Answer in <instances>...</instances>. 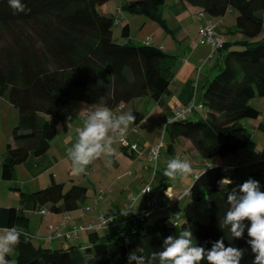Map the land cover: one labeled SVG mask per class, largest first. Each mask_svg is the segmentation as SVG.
Masks as SVG:
<instances>
[{"label":"trees","instance_id":"trees-1","mask_svg":"<svg viewBox=\"0 0 264 264\" xmlns=\"http://www.w3.org/2000/svg\"><path fill=\"white\" fill-rule=\"evenodd\" d=\"M178 1L212 19H222L237 10L235 33L244 39L225 42L218 50L223 55L217 66L220 72L203 86L202 108L183 118L175 117L165 132L172 147L179 138L188 140L204 160L235 154L252 140V133L241 122L261 117L252 101L264 98V0ZM23 2L26 11L21 13L10 8L7 0H0V98L19 113L2 164V179L7 182L15 180L16 167L32 154L41 157L50 150L60 126L67 129L61 107L85 103L115 111L138 99L158 101L170 91L174 78V62L163 49L113 41L116 20L103 10L109 0ZM165 5L166 0H128L124 9L168 29L158 14ZM122 37L130 38L129 25L124 27ZM204 111L205 120L188 119ZM131 112L136 116L134 125L144 121L139 111ZM223 178L232 181L225 186L229 191L243 184L225 169L213 166L203 170L188 190L193 202H206V223L180 213L182 223L176 228L167 224L166 212L152 224L147 222L150 216L145 212L130 214L120 231H93L84 245L39 243L30 233V219L21 209L12 207L7 227L16 226L21 231L15 264H128L133 250L143 248L145 255L162 251L164 239L184 228L192 230L194 244L206 249L224 238L225 246L243 250L241 264H252L254 254L246 243L247 231L244 238L234 239L228 226L220 228L229 208L227 193L219 186ZM17 192L22 205L31 203L38 211L44 207L48 214H60L76 211L87 199L89 189L78 185L67 189L53 180L45 189ZM245 223L250 226V221Z\"/></svg>","mask_w":264,"mask_h":264},{"label":"rangeland","instance_id":"rangeland-1","mask_svg":"<svg viewBox=\"0 0 264 264\" xmlns=\"http://www.w3.org/2000/svg\"><path fill=\"white\" fill-rule=\"evenodd\" d=\"M127 1L128 0H109L107 5L103 8L104 13L113 17L116 21H119V24L113 27V41L118 44H132L134 46L148 45L157 49H163L166 47L165 53L170 56V60L173 62L174 60H179L180 57L179 55L177 56V54H180V46L184 47L187 45L186 42H183L186 36H190L191 40H193L196 31L199 28V23L195 22V15L199 12V9L190 4L181 2V5H185L188 8V12L185 16H178L176 15L174 9L175 0H166L165 7L158 12L160 18L167 24L168 29H165L160 23L152 21L143 15L132 14L126 11L124 9V5ZM119 9H121V12H119ZM226 16L227 19H225V22L223 21L222 24L219 23L220 25L218 27V32L223 34L227 32V28L230 27V25H236L238 12L233 9L229 11ZM127 25L130 26L129 39L122 37L123 29ZM232 31V35L242 36L240 33H235V27ZM178 48L179 51H175ZM210 64L213 63L210 62ZM218 72H220L219 69H217L215 75L218 74ZM201 91L203 92L204 89ZM200 101L202 102V98ZM155 103V101L149 98H144L140 102L136 103L137 110L145 117V119L139 125H134L133 123V129L129 133L127 132V135H129V142L131 145L134 144L133 141H136L141 145H148L151 149L162 144L161 153L157 163L149 162L147 154L141 155L144 150L143 147H140V154L133 156L131 152L123 149L117 141L113 144L115 154L112 156L102 155L101 157L95 159L86 169L89 175H86L85 171L79 174H74L72 171L71 160L66 155V161L62 164L63 166H61L58 171L60 177H57L56 182L65 184L67 189L73 185L86 187L89 189L90 194L93 192L94 188L98 190L101 189L104 191V194L107 193L106 199L108 198L109 201L112 199L113 202H115V205H118L119 209L129 210L131 207V213L139 215L144 214V212H148L146 208V201L143 197H141L142 191L145 188L150 187L152 193L159 197L160 205L163 206L161 203L162 192L166 189V186L169 185L172 187L175 194L178 196L180 195L182 200L178 203L175 202L172 205L173 209H168L165 213L167 224L170 225L171 218L178 213L191 215L195 220L206 223V202L195 203L190 199V196L187 195L186 192L194 184L196 177L200 175L203 170L211 168L206 167L209 161L204 160L196 150H188L186 145L182 142H178L172 147L169 135L165 132V128L157 125L156 120L160 119L157 112H155V115H153L149 122L146 123V115L152 111ZM252 104L255 107H259L260 104H262V100L257 97L252 101ZM65 110V107L60 108L62 114H64ZM132 110H134V105L133 103H130L119 111L118 115L122 112ZM188 119L190 121L205 120V111L197 115L189 116ZM13 122L14 120L11 112L7 110H0V140L5 141L3 137L8 129L10 132H13L15 127V125L14 127H11ZM252 123H255V121L243 120L241 122V124L247 128L250 133H253L251 127ZM135 129L139 130L138 134L133 133ZM64 138V128L63 126H60L59 134L55 139V142L59 143V145H63ZM5 144L7 146L8 143L6 142ZM58 149L56 150L59 152H52L53 154H50V156L54 157L59 155L61 157L63 153L64 155L67 154V148L65 149V152ZM173 157L188 160L191 164L192 172L183 177L179 175L175 177L165 176L164 169L167 161L169 158ZM109 161H111V163H109ZM120 177L125 178L120 180ZM45 182L46 183H44V185L35 187L31 192L42 190L50 186L52 183L51 174H47ZM4 183L7 188L10 187L15 190L18 187L23 190L21 183L19 186L16 181H6ZM11 192L14 194V191ZM24 192L29 191L24 189ZM133 198H137L136 202L133 201ZM107 200L100 202V206H97L96 209H102V207L106 205L103 209L105 211L107 207ZM158 220L160 219L159 217H156V215H150L147 222L152 224ZM113 232L114 231H112V233ZM86 241V239H83L77 243L84 245L86 244ZM35 243L38 244L37 241H35ZM16 256L17 253L14 252L9 257L11 260L15 261Z\"/></svg>","mask_w":264,"mask_h":264},{"label":"crops","instance_id":"crops-1","mask_svg":"<svg viewBox=\"0 0 264 264\" xmlns=\"http://www.w3.org/2000/svg\"><path fill=\"white\" fill-rule=\"evenodd\" d=\"M175 13L178 16H185L188 12V8L185 5H181V2L175 0ZM201 11L195 15L197 23H199V28L196 31L195 37L191 40L190 36H186L183 42H186V46H180V59L174 60L173 65V81L170 86V91L164 95L160 100L155 101V105L150 113L146 116V123L149 122L150 118L155 115V112L158 113L157 125L160 127L166 128L169 122L175 119V111L182 110L186 107L193 106L194 109L198 108L202 103L200 99L202 96L203 86L208 83L215 75L217 66L220 63L223 55L220 51H212V48L207 44L200 43L199 30L206 24L207 21H211L216 27L218 31V27L220 24L225 22L227 16L222 19H212L209 16H205V18L199 17ZM106 14V13H105ZM174 14V13H173ZM220 23V24H219ZM235 26L230 25L227 28V32L225 34L220 33V36L226 43H235L236 41H242L244 39L242 36L232 35V29ZM228 34V35H227ZM226 36V37H225ZM233 36V37H232ZM182 42V43H183ZM184 44V43H183ZM182 44V45H183ZM166 51V47L163 48ZM175 50V49H174ZM175 51H179V48ZM175 53V52H174ZM213 63V64H210ZM257 98V97H256ZM262 100V104H260V108L256 107L261 111V117L258 120H254L255 123H252V140L250 144L244 148L239 150L237 153L228 155L225 157H218L211 160H208L209 163L206 167L218 166L223 169H227V173L233 177H237L239 180L244 183L245 181L251 179L257 180L260 182L263 191H264V98L258 97ZM142 99L135 100L133 102L134 109L136 108V103L140 102ZM255 102V101H254ZM91 106L85 103H74L71 106H68L64 111V117L67 120V129H64L65 138L64 144L59 145L55 140L52 142V146L50 150L41 157H37L34 154L31 155L29 160L24 163V165L17 166L15 169V180L18 185L24 189L31 192L35 187H39L44 185L45 178L47 174H51V180L56 181L57 177H60L58 174L59 169L62 164L66 161V155L60 157L54 156L51 157L50 154L52 152H59L56 149H60L62 152H65V149L70 147L78 138V129L82 127L84 119L83 115L88 114L87 110ZM255 107V106H254ZM0 110L1 111H9L13 115V124L11 127L16 126L19 123V113L17 110L5 99L0 98ZM138 111V110H137ZM133 129V126L130 125L128 133ZM5 136L3 137L5 141L0 140V226L1 228L7 227L8 225V215L9 210L12 207H17L21 209L25 215L30 219V233L35 236V240L39 243H52L53 245H63L68 246L70 244H77L78 241H82L83 239H88L89 234L93 231H97L99 233L105 232H116L120 231L124 228L126 223V217L116 218L114 225L108 229H86L79 233L78 238L75 236L64 237L60 240H47V237L50 235L49 226H61V230L64 234H67L72 231L75 227H84L88 228L90 225H97L99 222V216L101 214L106 213L109 210H123L119 209L118 205H115L112 199L107 200L106 194L103 195V199L100 201L107 200V207L105 211L102 209H96L99 207L100 202L97 206L94 204L95 198L99 195L101 189L98 190L94 188L93 192L88 194L87 199L79 206V208L71 213H60L48 214L47 218H43L39 215L38 209H36L33 204L26 203L21 204L18 196L17 189L13 190V188H7L3 179H2V164L3 158L6 151V142H12V133L8 129L5 132ZM129 137V135H128ZM118 140L116 139L115 143ZM178 142H182L188 150H195L190 141L185 140L183 138H179L174 142L176 145ZM133 143H138L133 141ZM139 144V143H138ZM144 150L141 155L147 154L149 156L150 147L148 145H141ZM56 146V148H55ZM58 149V150H59ZM125 149V148H123ZM127 150V149H125ZM133 156L137 154L131 153ZM236 166L237 169L235 171L229 170L228 167ZM87 169V168H86ZM207 169V168H206ZM125 177H120V180H123ZM12 181V182H14ZM5 190V191H3ZM9 190V191H8ZM22 190V189H21ZM14 191V194L11 192ZM104 192V191H103ZM13 194V195H12ZM2 198V199H1ZM180 195L175 194L174 190L171 186L167 185L166 189L162 192V200L161 203L163 206L168 209H173V204L176 202H181ZM132 211V210H131ZM166 211V212H167ZM132 215H139L133 214Z\"/></svg>","mask_w":264,"mask_h":264},{"label":"clouds","instance_id":"clouds-1","mask_svg":"<svg viewBox=\"0 0 264 264\" xmlns=\"http://www.w3.org/2000/svg\"><path fill=\"white\" fill-rule=\"evenodd\" d=\"M10 8L16 12H25L23 0H7ZM83 125L78 129L77 140L67 148V157L71 160L74 174L82 173L93 161L102 155L115 154L113 144L117 138L123 141L130 125L136 121L131 112L117 115L107 106H91ZM158 154H154L155 156ZM111 163V161H109ZM192 172L191 164L186 159L169 158L164 169V175L183 177ZM232 184L229 178L219 181L221 192L226 191L229 208L220 223V228L229 227L234 239L244 238L250 246L254 259L252 264H264V191L259 181L249 179L231 191L225 186ZM47 209H40L41 215ZM250 221V226L245 223ZM170 222L177 228L182 223L180 214H176ZM21 242V231L16 226L0 228V264H15L11 256ZM140 253L139 255L137 253ZM243 250L238 247L225 246L224 238L212 244L210 249L193 243V232L184 228L175 235L164 239L163 250L144 254V249L133 250L128 255V264H241Z\"/></svg>","mask_w":264,"mask_h":264},{"label":"built area","instance_id":"built-area-1","mask_svg":"<svg viewBox=\"0 0 264 264\" xmlns=\"http://www.w3.org/2000/svg\"><path fill=\"white\" fill-rule=\"evenodd\" d=\"M119 12H121V9H119ZM205 16L206 15L203 12H201L199 14V17H201V18H205ZM116 24L118 25L119 21H116ZM199 36H200V43L209 45L212 48L213 52L221 50L225 45V41L222 39V37L218 33L217 27L211 21H207L206 24L199 30ZM201 108H202V106L199 105V107L196 109H194L193 106H189V107H186L185 109H182V110H176L175 111V117L183 118L187 114H191L192 112L200 110ZM122 109H123L122 107L118 108L114 112L118 115V112L121 111ZM86 116H87V114L83 115L82 118L86 119ZM171 122H169L168 124H170ZM133 133L138 134L139 130L135 129L133 131ZM118 142L120 143L122 148L127 149L129 152L134 153V154H140V145L138 143L131 145L129 142V137L127 134L123 138V141H121L118 138ZM161 148H162V144L158 145L157 147H153L150 149L149 156H148L149 162L157 163L159 156H160V153H161ZM154 154H158V155H156L154 158ZM228 169L235 171L237 169V167L231 166V167H228ZM225 170H227V169H225ZM85 174L89 175V173L86 170H85ZM261 190L263 191V188H261ZM103 194H104L103 191L99 192V195L94 200L95 206H97L99 204V202L103 199ZM186 194L188 195L189 191H187ZM141 197H143L146 201V208L148 211L147 212L148 216L157 215V217H162L163 214L167 211V207L160 205L159 197L152 193V190L150 189V187H147L142 191ZM136 199L137 198H133V201L136 202ZM131 210H132L131 207L129 208V210H116V209L109 210L106 213L101 214L99 216V222L97 225H95V226L90 225L88 228L75 227L72 229L71 232H69L67 234H64L62 232L60 225L59 226L50 225L49 226L50 236L48 237V239L49 240H60L64 237H69L72 235L75 236L76 238H78L79 233L86 230V229L92 230V229L111 228L114 225L116 218L126 217V216L130 215ZM38 212H39L40 216H42L43 218H47L48 210L46 211V213L44 215H41L40 210ZM0 228H1V226H0Z\"/></svg>","mask_w":264,"mask_h":264}]
</instances>
